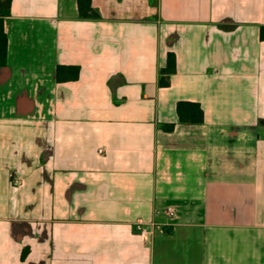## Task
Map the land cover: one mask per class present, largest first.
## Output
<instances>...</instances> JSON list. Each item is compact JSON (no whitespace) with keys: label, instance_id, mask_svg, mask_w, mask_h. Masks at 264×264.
<instances>
[{"label":"crops","instance_id":"crops-1","mask_svg":"<svg viewBox=\"0 0 264 264\" xmlns=\"http://www.w3.org/2000/svg\"><path fill=\"white\" fill-rule=\"evenodd\" d=\"M92 7L13 0L5 19L0 264H264V0Z\"/></svg>","mask_w":264,"mask_h":264},{"label":"trees","instance_id":"trees-1","mask_svg":"<svg viewBox=\"0 0 264 264\" xmlns=\"http://www.w3.org/2000/svg\"><path fill=\"white\" fill-rule=\"evenodd\" d=\"M13 0H0V67H5L8 62V36L5 30V19L11 15ZM79 15L82 19L98 20L100 13L92 7V0H77ZM261 39L264 40V27L261 28ZM177 62L174 53L168 54L167 65L160 70L159 85L168 87L170 76L176 72ZM79 66L58 65L56 79L58 82L75 81L79 78ZM177 114L180 123L199 125L204 122V112L201 105L196 102L179 101L177 103ZM174 124L163 125L164 130L172 131ZM28 254L25 249L22 253L24 260Z\"/></svg>","mask_w":264,"mask_h":264},{"label":"built area","instance_id":"built-area-1","mask_svg":"<svg viewBox=\"0 0 264 264\" xmlns=\"http://www.w3.org/2000/svg\"><path fill=\"white\" fill-rule=\"evenodd\" d=\"M167 212H168L170 217H174L176 215V212L173 208H168ZM135 227H136V230L138 231L139 235L142 238H144V239L149 238V236L151 234V230L142 221L137 222Z\"/></svg>","mask_w":264,"mask_h":264}]
</instances>
